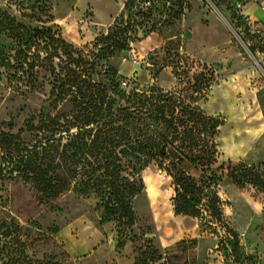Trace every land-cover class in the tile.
<instances>
[{
  "label": "rangeland",
  "instance_id": "1",
  "mask_svg": "<svg viewBox=\"0 0 264 264\" xmlns=\"http://www.w3.org/2000/svg\"><path fill=\"white\" fill-rule=\"evenodd\" d=\"M239 1L246 2L0 0V6L18 18L37 12L43 23L30 18L24 22L56 24L78 49L92 47L103 33L125 41V48L111 49L104 61L116 77L111 91L116 106L135 93L154 102L169 96L170 104L177 106L165 118L158 110L146 117L143 125L152 137L166 142V157L145 156L137 176L123 160L122 176H136L144 186L130 179L124 204L120 197L110 204L95 193L81 195L74 189L41 202L31 184L10 182L0 192V264H187L195 247L200 248V263L210 252L221 264H264V168L221 160L215 118H224L207 115L199 105L233 69L235 59L251 60L262 69L258 55L264 51V39L252 32ZM125 62L146 66L151 81L143 84L136 76L121 74ZM166 68L178 80L175 88H163L156 80ZM49 92V85L17 92L0 73V127L18 134L32 114L49 106ZM69 108V103L62 107ZM22 137L31 142L28 133ZM154 173L172 183L175 209L186 203V215L199 219L201 239L162 247L145 190Z\"/></svg>",
  "mask_w": 264,
  "mask_h": 264
},
{
  "label": "trees",
  "instance_id": "2",
  "mask_svg": "<svg viewBox=\"0 0 264 264\" xmlns=\"http://www.w3.org/2000/svg\"><path fill=\"white\" fill-rule=\"evenodd\" d=\"M27 18L44 22L35 11L18 18L0 6V73L23 94L49 85V106L32 114L18 134L0 127V192L10 182L22 180L31 184L41 202L74 189L81 195L95 193L110 204L120 197L124 204L130 179L144 187L135 177L145 156L166 157V142L152 137L143 125L146 117L158 110L165 118L177 106L170 104L169 96L154 102L143 93L128 96L125 104L116 106L111 95L116 77L104 61L111 49L125 48V41L103 33L92 47L78 49L56 24L27 25ZM67 103L70 108L62 109ZM173 120L169 123L177 130ZM215 120L218 127L224 121ZM25 132L31 142L22 137ZM123 160L133 166L135 177L122 176ZM107 207L116 209V205ZM186 207L185 203L175 210L188 214Z\"/></svg>",
  "mask_w": 264,
  "mask_h": 264
},
{
  "label": "crops",
  "instance_id": "3",
  "mask_svg": "<svg viewBox=\"0 0 264 264\" xmlns=\"http://www.w3.org/2000/svg\"><path fill=\"white\" fill-rule=\"evenodd\" d=\"M263 5L264 0L246 1L242 14L249 20L252 32L264 39ZM258 56L262 62L261 70L251 60L235 59L233 69L211 87L209 95L199 105L207 115L224 118L218 137L221 160L264 168V51ZM120 72L129 77L136 76L143 84L151 81L150 70L141 63L125 62ZM156 80L166 89L178 84L169 68L159 72ZM171 184L165 175L154 173L148 176L145 187L163 248H173L185 239H201L199 219L176 212ZM199 249L195 247L189 252L187 264H221L210 252L205 253L206 262L200 263Z\"/></svg>",
  "mask_w": 264,
  "mask_h": 264
},
{
  "label": "built area",
  "instance_id": "4",
  "mask_svg": "<svg viewBox=\"0 0 264 264\" xmlns=\"http://www.w3.org/2000/svg\"><path fill=\"white\" fill-rule=\"evenodd\" d=\"M243 5H244V3L243 2H238L237 3V7H238V9H242L243 8ZM263 8H264V5H263ZM124 84H127V82H123Z\"/></svg>",
  "mask_w": 264,
  "mask_h": 264
}]
</instances>
